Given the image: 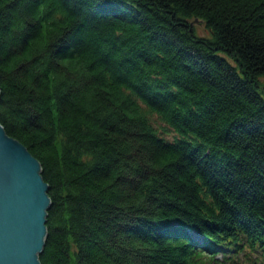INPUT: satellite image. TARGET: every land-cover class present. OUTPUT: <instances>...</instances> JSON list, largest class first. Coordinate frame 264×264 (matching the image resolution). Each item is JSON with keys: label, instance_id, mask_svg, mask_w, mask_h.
Wrapping results in <instances>:
<instances>
[{"label": "trees", "instance_id": "16d2710c", "mask_svg": "<svg viewBox=\"0 0 264 264\" xmlns=\"http://www.w3.org/2000/svg\"><path fill=\"white\" fill-rule=\"evenodd\" d=\"M262 76L264 0H0L40 264H264Z\"/></svg>", "mask_w": 264, "mask_h": 264}, {"label": "water", "instance_id": "95a60500", "mask_svg": "<svg viewBox=\"0 0 264 264\" xmlns=\"http://www.w3.org/2000/svg\"><path fill=\"white\" fill-rule=\"evenodd\" d=\"M41 171L40 161L0 123V264H40L51 205Z\"/></svg>", "mask_w": 264, "mask_h": 264}, {"label": "rangeland", "instance_id": "374dc122", "mask_svg": "<svg viewBox=\"0 0 264 264\" xmlns=\"http://www.w3.org/2000/svg\"><path fill=\"white\" fill-rule=\"evenodd\" d=\"M194 24L196 25V32L198 34L205 35V36H210V33H209L208 29L206 28L205 23L202 20H198L197 22H194ZM260 81L264 85V76H262L260 78Z\"/></svg>", "mask_w": 264, "mask_h": 264}]
</instances>
